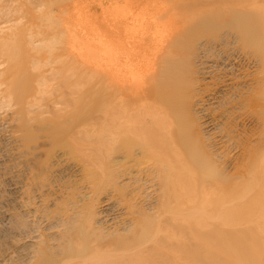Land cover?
Wrapping results in <instances>:
<instances>
[{
  "label": "bare ground",
  "instance_id": "1",
  "mask_svg": "<svg viewBox=\"0 0 264 264\" xmlns=\"http://www.w3.org/2000/svg\"><path fill=\"white\" fill-rule=\"evenodd\" d=\"M97 5L102 75L0 78L1 223L32 264H264V0Z\"/></svg>",
  "mask_w": 264,
  "mask_h": 264
},
{
  "label": "rangeland",
  "instance_id": "2",
  "mask_svg": "<svg viewBox=\"0 0 264 264\" xmlns=\"http://www.w3.org/2000/svg\"><path fill=\"white\" fill-rule=\"evenodd\" d=\"M74 1H78L77 5L82 2L80 8L72 6ZM96 1L99 0H0V78L2 75H61L60 78L102 75L95 62L105 53L99 52L105 43L101 31L106 28L101 18L108 8L97 5L102 0ZM69 46L80 49L83 57L75 58ZM111 52L106 51L105 56ZM28 221H0V264H32L34 242L30 235L45 224Z\"/></svg>",
  "mask_w": 264,
  "mask_h": 264
}]
</instances>
